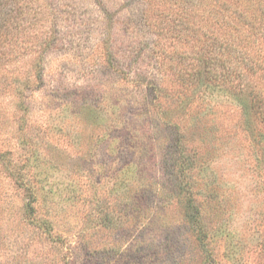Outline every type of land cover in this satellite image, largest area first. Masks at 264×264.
<instances>
[{
  "label": "rangeland",
  "instance_id": "374dc122",
  "mask_svg": "<svg viewBox=\"0 0 264 264\" xmlns=\"http://www.w3.org/2000/svg\"><path fill=\"white\" fill-rule=\"evenodd\" d=\"M31 5L10 17L15 27L4 29L0 54V264H207L187 220V199L170 181L172 154L182 148L204 166L182 179L208 225L216 264H233L229 244L239 264H259V137L252 140L235 101L203 98L189 75L196 57L208 55L211 34L191 37L194 19L204 14L205 31L213 23L207 6L204 12L195 0ZM185 14L191 21L182 36L178 17ZM237 16V6L226 12L231 21ZM257 24L262 32L261 15ZM222 30L237 47L249 41L243 50L264 66L261 33L238 32L235 40ZM240 71L243 83L264 91L260 70ZM128 161L134 171L117 173ZM26 185L52 193L38 194L27 209Z\"/></svg>",
  "mask_w": 264,
  "mask_h": 264
},
{
  "label": "trees",
  "instance_id": "16d2710c",
  "mask_svg": "<svg viewBox=\"0 0 264 264\" xmlns=\"http://www.w3.org/2000/svg\"><path fill=\"white\" fill-rule=\"evenodd\" d=\"M58 1V0H56ZM184 1V0H178ZM185 2H189V0H185ZM241 4L237 6V17L239 19L231 18L233 21L226 18V12L229 13V9L236 8L235 4L231 5L227 3L225 0H195V4L198 7V10L202 9L206 12L205 5L208 8V13L214 14L213 23L209 21V27L207 31L203 29V23L201 22L204 14L201 15L200 18H196L192 21V24L195 23V26L192 28L191 37L195 38V40H202V38L207 37L208 34V46L205 55L199 54L196 57V64L193 71L189 74L195 81V85L200 89L201 95L204 97H212L214 95H224L227 96L231 101H235L243 110L244 122L247 125V129L252 135V140L257 141V137H259V141H257L254 145L259 146L261 149L259 161H260V172L263 171L264 165V91L259 88H255L254 85L249 82L243 83L241 78V69H246L249 71H253L254 73L257 70H260V74L258 76L259 81L264 79V66L260 63L255 62L252 64V56L249 55L245 50H243V46L245 47L248 43H242L241 47H237L233 45V43L223 40L218 31H223L225 29L227 34L233 36L235 40L237 37L235 34L238 32L246 31L250 34L261 33L264 38V30L261 32L258 30V27L263 26L257 24V16L261 15L264 20V13L261 11V7H259L257 2L254 0H240ZM256 3L257 8L254 6ZM33 0H0V54L4 50V44L6 40L7 34L5 30H9V26L12 28L15 25L12 23L13 20H10V17L14 14L20 12L21 10H29L32 8ZM204 4V6H203ZM48 8H51V4L47 5ZM195 8V7H194ZM55 9V7L53 8ZM57 9V7H56ZM55 9V10H56ZM185 13V12H184ZM192 16L194 11L191 10ZM188 17H191L188 15ZM185 15L178 17V21L180 24L184 25L181 29L183 32L181 35L184 36L187 34V28L191 19H188ZM215 17H220L217 21ZM239 24L240 26H237ZM218 25V26H217ZM238 33V34H239ZM219 34V35H217ZM5 35V36H4ZM3 36V37H2ZM38 36V35H37ZM53 32L49 37L50 42L54 41ZM209 47V48H208ZM262 49V48H260ZM264 52V48H263ZM183 75V73H181ZM37 76L40 78L41 74L37 72ZM262 127H259V126ZM186 151L185 148H182L177 151H174L172 154V160L170 163V172L169 175L171 177V184L178 188L177 196H184L187 199V209L186 215L187 220L190 225L194 227L196 233V241L198 244V248L200 249V253L205 252L204 258L207 264H216V261L213 258V249L210 247V239L211 235L208 230V225L205 223L202 211L199 206H197V199L194 196L192 186L189 181L183 180L182 177H185L187 173H190L191 170L199 167L201 170V163L199 166L197 155H187L184 153ZM262 155V156H261ZM170 157V156H169ZM135 162L128 161L124 165H120L118 167V172L126 171H134L132 166ZM204 167V166H203ZM262 169V170H261ZM264 173V172H263ZM117 175V174H116ZM20 180H23L22 175H18ZM120 177L118 176L117 179ZM264 186V179L262 181V187ZM25 193L28 195V201L25 205V208L33 209L34 203L37 201V196L41 194L48 195L51 194V189H35L31 186H23ZM27 208V209H28ZM45 225L50 224V222L45 221ZM219 229H215L213 232V237L217 238L219 233ZM217 232V234H216ZM229 235L225 233L224 236ZM259 249L257 253L259 254L260 263L264 264V241H260L257 243ZM235 247L233 245L224 246L226 255H230L233 258V264H239L241 260V255L237 256Z\"/></svg>",
  "mask_w": 264,
  "mask_h": 264
}]
</instances>
